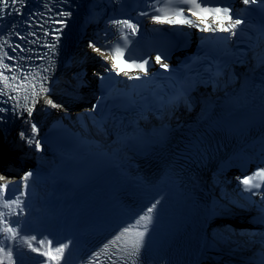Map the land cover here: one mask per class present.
<instances>
[{"label":"snow or ice","instance_id":"snow-or-ice-1","mask_svg":"<svg viewBox=\"0 0 264 264\" xmlns=\"http://www.w3.org/2000/svg\"><path fill=\"white\" fill-rule=\"evenodd\" d=\"M28 3L29 0H0V98H4L3 104H11V108L0 107V114L11 111L18 117H23L24 113L31 117L38 103L46 104L51 108H63V104L52 99V89L48 84L49 77L45 75L46 72L51 71L52 61L50 60L47 68H41L38 72L31 69V64L34 60L46 59L50 54L54 56L57 53L61 36L73 13L70 9L58 11L56 15L59 19L51 22L60 26L53 32L45 27L48 21L40 22L44 13L38 10H28ZM240 3L245 7L235 9L232 4L221 5L218 0H145L146 11L141 12L140 15L148 16L155 24L185 25L188 28L198 29L200 32L227 33L228 35H212L201 38L202 41L210 40L218 46L226 48L231 38L237 35L238 30L243 33L244 29L240 26L245 23L246 15H250L252 12L264 14V0H240ZM43 7L48 10L47 4H43ZM192 17H196V19ZM6 18L11 21L7 26L3 23ZM108 23L114 33L119 34V40L123 44L117 42L115 45L101 44L98 47L97 42H89L88 46L94 52L99 53L104 60L112 61L111 67L102 62L103 73H93V75L103 82L106 79L105 74L119 76L123 71L121 68V64H123L129 69L143 73V75H128V80L152 83V80L149 79V58H143L140 62H136V58L131 55L125 58V50L130 43V37L136 35L140 30L139 22L134 23L131 18H113ZM21 26L24 27L23 32L19 30ZM53 36L54 39H48ZM12 37L16 39L9 43ZM261 38L264 39V32L261 33ZM33 45L38 47L33 48ZM40 47L46 48L47 51L41 54ZM10 61H15V63H8ZM152 63L160 64V67L165 71L169 69V65L161 61L160 55H156ZM261 63L264 64V57H261ZM36 67L40 68L39 65ZM203 70L207 72L210 81L214 75L218 76L222 71L219 66L215 73L210 69ZM139 86L133 84L129 87L135 89ZM102 100L103 97L98 99L91 106L89 112L96 113ZM184 102L187 103L186 100ZM169 103L171 106H175L174 100ZM84 118L86 117H78V119ZM87 118L93 119L94 117L89 115ZM3 119L4 117L0 115V121ZM24 123L28 125V128L19 133L20 138L30 146L35 145L36 150L43 151L38 139L40 129L37 124L28 119H24ZM98 127H102V124H98ZM31 177H33V172L27 171L22 176L21 183L13 187L12 195L4 198L3 204L0 205V234L5 240L12 242L6 248L0 247V253L3 254L0 257V264H4L5 259L7 264H16V260L13 258L12 244L14 243L24 244L32 252L47 257L45 264H61L64 261L65 251L72 243L70 240L66 242L57 240L56 246L53 247L52 239L41 238L37 241L36 235H31L29 238L22 234L19 216L25 211L23 198L28 195V182ZM3 179L4 177L0 176V180ZM236 179L242 186L243 192L261 198V207L264 208V191H260L264 188V165L253 173L236 177ZM7 188L8 184L0 185V196L4 195V190ZM17 189H20L18 195ZM159 204L160 200H155L142 215L119 229L101 250L91 254L87 264H103L100 259L102 253L108 264H139V258L145 248L146 238ZM13 217L17 218L12 219ZM34 241L37 242L36 246L33 245ZM45 241L46 251L43 250ZM109 249H111L110 252Z\"/></svg>","mask_w":264,"mask_h":264},{"label":"bare ground","instance_id":"bare-ground-1","mask_svg":"<svg viewBox=\"0 0 264 264\" xmlns=\"http://www.w3.org/2000/svg\"><path fill=\"white\" fill-rule=\"evenodd\" d=\"M46 105V104H44ZM9 114V111H8ZM5 118V115H4ZM12 137H9L8 141L6 142L9 143V141L11 140ZM3 153L0 154V176H3L4 179L0 180V184L4 181L9 179V175L7 174L8 171L10 170V166L14 163H19V167L17 170H20L22 168V163H20L22 160L20 158V162L19 160H16L15 158H11L8 157V147L6 145L3 144ZM12 151H14L16 154L18 155H22L26 150L24 148L23 145H21V143L19 141H17L16 139H14V147L12 148ZM37 150L35 149V152L33 154H31L32 159L37 160V154H36ZM16 156V155H15ZM25 157V156H23ZM22 157V159H23ZM185 169L187 168V164H184ZM34 201H39V194L38 191L35 192L34 196H33ZM37 205V204H36ZM114 210H120V209H116L114 208ZM31 229L27 230V236L30 238L31 235H34V233L37 234V241H39L41 238H47V239H52L53 240V247L56 246V243L54 245V238H53V234L54 232L58 229L61 228L60 224L57 223L55 225H52L51 227L45 229L42 233L41 231L43 230V228L41 227V222L40 221H36L33 224V227H30ZM20 229H22L20 227ZM12 243L11 241L5 240L3 238V235L0 236V247H7L8 244ZM36 241L33 242V245L36 246ZM13 247V258L16 260V264H45V261L47 260L46 257L41 256L39 253L36 252H32L30 248H28L26 245L24 244H17L14 243L12 244ZM22 247H26V251L24 249H21ZM71 249V254H72V250H73V244L70 247ZM86 250L92 251L90 248L86 247ZM43 250H47L46 247V241H45V248ZM247 250V249H246ZM95 251V250H94ZM18 254V255H17ZM67 254V250L65 251V255ZM3 254L0 253V257H2ZM194 256H197L196 254H194ZM70 259H64V261L61 262V264H65L66 262H69ZM87 259H84L82 257H77L76 258V264H84L87 263ZM4 264H7V260L5 259Z\"/></svg>","mask_w":264,"mask_h":264},{"label":"water","instance_id":"water-1","mask_svg":"<svg viewBox=\"0 0 264 264\" xmlns=\"http://www.w3.org/2000/svg\"><path fill=\"white\" fill-rule=\"evenodd\" d=\"M4 151L3 149V143H2V140L0 139V154H2Z\"/></svg>","mask_w":264,"mask_h":264}]
</instances>
